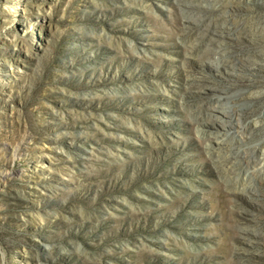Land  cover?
<instances>
[{
	"label": "rangeland",
	"instance_id": "1",
	"mask_svg": "<svg viewBox=\"0 0 264 264\" xmlns=\"http://www.w3.org/2000/svg\"><path fill=\"white\" fill-rule=\"evenodd\" d=\"M0 264H264V0H0Z\"/></svg>",
	"mask_w": 264,
	"mask_h": 264
},
{
	"label": "bare ground",
	"instance_id": "2",
	"mask_svg": "<svg viewBox=\"0 0 264 264\" xmlns=\"http://www.w3.org/2000/svg\"><path fill=\"white\" fill-rule=\"evenodd\" d=\"M219 143H221V141H219Z\"/></svg>",
	"mask_w": 264,
	"mask_h": 264
}]
</instances>
